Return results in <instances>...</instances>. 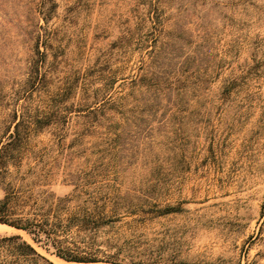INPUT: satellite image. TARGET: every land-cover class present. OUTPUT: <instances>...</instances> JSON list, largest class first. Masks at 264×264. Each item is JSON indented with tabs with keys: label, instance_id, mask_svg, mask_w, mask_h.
<instances>
[{
	"label": "rangeland",
	"instance_id": "rangeland-1",
	"mask_svg": "<svg viewBox=\"0 0 264 264\" xmlns=\"http://www.w3.org/2000/svg\"><path fill=\"white\" fill-rule=\"evenodd\" d=\"M57 107L19 151L53 177L25 184L89 211L118 189L126 260L264 264V0H0V137Z\"/></svg>",
	"mask_w": 264,
	"mask_h": 264
},
{
	"label": "trees",
	"instance_id": "trees-1",
	"mask_svg": "<svg viewBox=\"0 0 264 264\" xmlns=\"http://www.w3.org/2000/svg\"><path fill=\"white\" fill-rule=\"evenodd\" d=\"M55 8L51 2L47 12H43L46 22ZM46 56V52H40L37 48L28 69L29 86L34 87L44 81L47 74ZM61 112L60 107L44 110L41 113L46 120L44 124L39 116L27 120L23 112L18 114L15 111L11 118L12 132L8 130L0 137V188L3 191L0 199V224L25 232L34 244L66 263L142 264L126 260L128 258L122 246L127 245L128 241L124 237L122 245L118 244L121 241L118 236L121 227L118 225L124 217L133 216L140 211L134 209L132 204L118 202L121 200L118 189L95 199L92 210L89 211L86 208L71 209L73 199L59 198L46 190L36 192L34 187L25 184L31 176L43 182L53 177L50 171L20 173L19 151L28 137L29 126L36 128L39 125H49L52 118ZM97 112V109L89 110L88 115H95ZM11 167L16 170L12 171ZM82 177L91 179L97 178V175L82 173ZM108 233H112L115 240L98 241L100 234ZM0 264L53 263L21 236L12 235L0 236Z\"/></svg>",
	"mask_w": 264,
	"mask_h": 264
},
{
	"label": "bare ground",
	"instance_id": "bare-ground-1",
	"mask_svg": "<svg viewBox=\"0 0 264 264\" xmlns=\"http://www.w3.org/2000/svg\"><path fill=\"white\" fill-rule=\"evenodd\" d=\"M0 229L1 230H13V231H15V232H20V231H18V230H15V229H13V228H10V227H8V226H5V225H0ZM23 233V232H22ZM52 259L57 263V264H73V263H66V262H64V261H62V260H60V259H58V258H56V257H52Z\"/></svg>",
	"mask_w": 264,
	"mask_h": 264
},
{
	"label": "water",
	"instance_id": "water-1",
	"mask_svg": "<svg viewBox=\"0 0 264 264\" xmlns=\"http://www.w3.org/2000/svg\"><path fill=\"white\" fill-rule=\"evenodd\" d=\"M75 264H78V263H75Z\"/></svg>",
	"mask_w": 264,
	"mask_h": 264
}]
</instances>
